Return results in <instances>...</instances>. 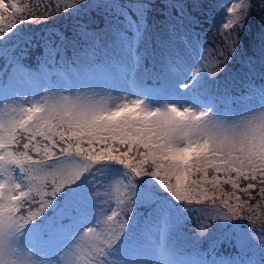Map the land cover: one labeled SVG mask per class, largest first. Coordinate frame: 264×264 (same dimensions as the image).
Listing matches in <instances>:
<instances>
[{"label": "snow or ice", "instance_id": "snow-or-ice-1", "mask_svg": "<svg viewBox=\"0 0 264 264\" xmlns=\"http://www.w3.org/2000/svg\"><path fill=\"white\" fill-rule=\"evenodd\" d=\"M261 208L264 0H0V264H264Z\"/></svg>", "mask_w": 264, "mask_h": 264}, {"label": "trees", "instance_id": "trees-1", "mask_svg": "<svg viewBox=\"0 0 264 264\" xmlns=\"http://www.w3.org/2000/svg\"><path fill=\"white\" fill-rule=\"evenodd\" d=\"M209 15H212V13H209ZM211 24V21H208L207 23H205V25H204V31L203 32H201V36L202 37H209L210 36V31H209V25ZM29 28L30 29H32V30H36V29H34L33 27H30L29 26ZM197 30H199V29H197ZM142 211V210H141ZM140 211V212H141ZM260 213H261V215H260V219H262V220H264V208H261L260 209ZM243 223H247V221H244ZM191 227V225H189V226H187L185 229H183L182 231L183 232H187L188 231V228H190Z\"/></svg>", "mask_w": 264, "mask_h": 264}, {"label": "rangeland", "instance_id": "rangeland-1", "mask_svg": "<svg viewBox=\"0 0 264 264\" xmlns=\"http://www.w3.org/2000/svg\"><path fill=\"white\" fill-rule=\"evenodd\" d=\"M21 2L22 3H27V2H29V0H21ZM39 2H40V0H31V3L33 4V5H37V4H39ZM42 10V9H41ZM29 26L30 27H33L34 29H37V26L36 25H26V28H29ZM211 35H213L212 33H210V36ZM209 36V37H210ZM210 46H214V45H210ZM226 188H227V186H225ZM228 190H230V189H228ZM260 220H262V219H260ZM259 222V221H258ZM243 223V222H242Z\"/></svg>", "mask_w": 264, "mask_h": 264}]
</instances>
